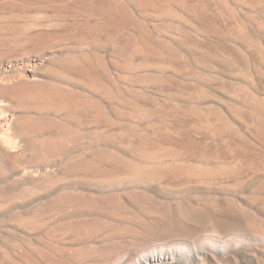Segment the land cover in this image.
Returning a JSON list of instances; mask_svg holds the SVG:
<instances>
[{"label":"rangeland","instance_id":"374dc122","mask_svg":"<svg viewBox=\"0 0 264 264\" xmlns=\"http://www.w3.org/2000/svg\"><path fill=\"white\" fill-rule=\"evenodd\" d=\"M0 264H264V0H0Z\"/></svg>","mask_w":264,"mask_h":264}]
</instances>
